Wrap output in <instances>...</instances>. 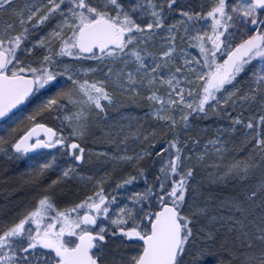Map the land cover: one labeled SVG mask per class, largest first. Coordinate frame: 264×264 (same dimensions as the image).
<instances>
[{
  "label": "snow or ice",
  "instance_id": "1",
  "mask_svg": "<svg viewBox=\"0 0 264 264\" xmlns=\"http://www.w3.org/2000/svg\"><path fill=\"white\" fill-rule=\"evenodd\" d=\"M118 95L155 125L109 123ZM0 125L32 201L0 213V264H264V0H0ZM201 166L232 191L205 195ZM71 181L91 188L61 207Z\"/></svg>",
  "mask_w": 264,
  "mask_h": 264
},
{
  "label": "rangeland",
  "instance_id": "2",
  "mask_svg": "<svg viewBox=\"0 0 264 264\" xmlns=\"http://www.w3.org/2000/svg\"><path fill=\"white\" fill-rule=\"evenodd\" d=\"M179 43V41H178ZM193 52L194 55H198V53L193 49L191 50ZM63 79V78H61ZM90 79H102V77H99V75H97V77H90ZM51 93H46L45 96H40L39 98H35L33 97V99L30 100V102H28L21 110V113L18 114L19 117L23 118L26 117L27 115H29L35 108H37V106L40 104V102L46 98V95H50ZM121 97L118 95V99H120ZM126 100V98H125ZM140 102V108H135V106H131V107H117V106H113L112 108H109L108 114H107V119L108 122L112 124V122H115L114 124H119V123H128V121L126 120H122V117H135L138 119V121L142 120L143 123L144 122V117H147L152 123H156L155 121H153L151 119V117L148 115L150 109L149 106L146 102L143 101H139ZM132 104V102L130 100H126L125 104L123 106H130ZM138 105V104H136ZM140 110H142V112H139ZM145 110V111H144ZM144 111V112H143ZM211 116V113H210ZM41 120H46L50 125L53 123H58L56 121H53L51 116L45 115L42 118H38ZM113 119V120H112ZM146 119V118H145ZM28 122V121H27ZM136 121H133L134 127L137 126L135 125ZM224 123L226 124L227 121H224ZM147 125V124H145ZM148 126V125H147ZM220 124H218L214 119H205V120H201L199 122V124L194 126V130L189 133L191 136H193L194 138L198 137L200 139V144L195 148V153L198 155L201 152H203L204 150V142L212 139L215 135H216V131L215 129L217 127H219ZM142 127L144 128L145 126L142 125ZM149 129V128H147ZM158 131H159V127H158ZM97 148L94 149L98 150L99 146L95 145ZM131 145H128V149ZM190 148H192V145H189ZM245 156V153L243 154ZM233 156H236L237 158H239V153H233ZM231 157H225L223 163L221 164V167H223V164L228 163L230 161ZM259 158H257L258 160ZM217 158L212 155L211 150H209V154L208 157L205 160V165L207 164H211L212 162L216 161ZM111 165H108V170H111L109 167ZM148 165L146 164L145 167H147ZM209 170H211V172H215V169L213 168H206L204 166H201L200 168H198V173L199 176L203 178V184H204V188L205 189H211L214 185H212L210 183V177H209ZM149 179H152L151 176L149 177ZM68 184L72 187L76 186L79 189H82L81 185L78 182H68ZM63 187L68 189L69 191H72L74 188L72 187H68L66 185L63 184ZM137 188H142L143 187V183L142 181L136 186ZM78 190V189H77ZM84 196V195H83ZM80 197V199L83 198ZM78 200V202H79ZM209 256V255H208ZM205 264H215V258H212V256L210 255V257L205 260Z\"/></svg>",
  "mask_w": 264,
  "mask_h": 264
},
{
  "label": "flooded vegetation",
  "instance_id": "3",
  "mask_svg": "<svg viewBox=\"0 0 264 264\" xmlns=\"http://www.w3.org/2000/svg\"><path fill=\"white\" fill-rule=\"evenodd\" d=\"M28 102H26L25 104H27ZM21 110L22 109H20L17 112V115L21 113ZM27 123H28L27 120L22 118V122L19 123V128L21 129L24 128L27 125ZM0 127H2V125H0ZM0 135H4V132L0 131ZM45 151H48V150H45ZM11 172H13L15 177L17 178L15 180L16 183H20L21 185H23L24 190L19 191L17 194L11 191H4L0 193V213H2L3 211L9 208L15 209L16 212H21L22 210L30 208L32 204L30 196L25 198L21 195V193L29 192L31 190V185L24 183V180L27 177V173L29 172V169L26 166L24 159L9 161L3 156H0V185L4 184L3 183L4 179ZM57 175H59L58 172H52V173H49L47 176L43 177L42 187L46 186L48 183H51V180L56 179ZM71 182L73 183L74 181H71ZM5 185H8V184H5ZM69 192L70 191L64 188L62 184L60 185V187H58V189H56V195H59L61 197H62V194L64 193L68 194ZM6 193H12L15 199L10 198L9 196H7ZM61 201H62L61 207H71L73 202L78 203L77 198H70V197H66L65 199Z\"/></svg>",
  "mask_w": 264,
  "mask_h": 264
},
{
  "label": "bare ground",
  "instance_id": "4",
  "mask_svg": "<svg viewBox=\"0 0 264 264\" xmlns=\"http://www.w3.org/2000/svg\"><path fill=\"white\" fill-rule=\"evenodd\" d=\"M120 99H122V100H125V98L124 97H121ZM126 101V100H125ZM138 105H136V104H131L130 106H122V107H131V106H135V108L137 107V108H140V102L138 101V103H137ZM145 111V110H144ZM143 111V112H144ZM139 112H142V110H140ZM146 118V119H145ZM144 119V122H145V124H147V125H145L144 123H143V121L142 120H140V121H138V125L139 126H145L144 128H149L150 129V127L151 126H153V125H155L154 123H152L147 117H144L143 118ZM113 120V119H112ZM138 120V119H137ZM115 122H112V124H114ZM117 124V123H116ZM50 125V124H49ZM135 125H137V122L135 123ZM137 125V126H138ZM136 127V126H135ZM157 130H158V126H157ZM96 144H94L93 142H92V140L90 139L89 141H87V147H89L90 149H92V150H94V149H96L97 147L95 146ZM129 145H131L130 147H129V149H128V151H129V153H131V152H133V151H137L138 149H139V147H140V145L139 144H137V143H134V142H132V141H129ZM104 147H109V145H107V144H105L104 145ZM246 154V153H245ZM247 155V154H246ZM110 169H111V166L109 167ZM209 172H211V170H209ZM152 178V177H151ZM17 178L15 177V175H14V173L13 172H11L5 179H4V181H3V183L4 184H12V183H14L15 182V180H16ZM76 182V181H75ZM49 184V183H48ZM15 185V184H14ZM64 185H66V186H68V187H71L69 184H67V183H64ZM62 186H63V184H62ZM9 187H13L12 185H10ZM72 187L74 188L72 191H70L67 195H63L62 194V197L61 196H59V195H56L60 200H63V199H65L66 197H70V198H77V200H79V198L80 197H82L86 192H88V190L91 188V186L89 185V187H88V189H86V188H84V187H81L82 189H79L77 186H76V184H75V186H73L72 185ZM71 187V188H72ZM58 189V188H57ZM78 189V190H77ZM232 191V189H231V186H229L228 188H222V187H219V186H216V185H214L211 189H205V195H208V194H211V195H214V196H220L221 198H223L225 195H227V194H229L230 192ZM7 194V196H9L10 198H12V199H15V197H14V195L12 194V193H6ZM26 210V209H25ZM22 211H24V210H22ZM21 211V212H22ZM210 257V255L209 256H206V258H205V260H207L208 258ZM212 258H215V257H213L212 256ZM205 262L206 261H204V264H205Z\"/></svg>",
  "mask_w": 264,
  "mask_h": 264
},
{
  "label": "trees",
  "instance_id": "5",
  "mask_svg": "<svg viewBox=\"0 0 264 264\" xmlns=\"http://www.w3.org/2000/svg\"><path fill=\"white\" fill-rule=\"evenodd\" d=\"M246 154H245V156H246ZM10 185H12L13 187H9ZM0 186H1L0 187V189H1L0 193H2L4 191H11V192H15L17 194L19 191L24 190L23 185H21L20 183H16V181L12 184H8V185H5V184L2 185L1 184Z\"/></svg>",
  "mask_w": 264,
  "mask_h": 264
},
{
  "label": "water",
  "instance_id": "6",
  "mask_svg": "<svg viewBox=\"0 0 264 264\" xmlns=\"http://www.w3.org/2000/svg\"><path fill=\"white\" fill-rule=\"evenodd\" d=\"M21 106H19V108H20ZM14 111H17V110H14Z\"/></svg>",
  "mask_w": 264,
  "mask_h": 264
}]
</instances>
